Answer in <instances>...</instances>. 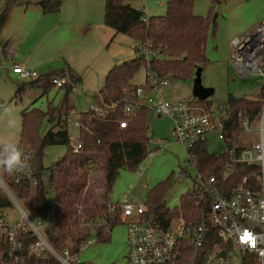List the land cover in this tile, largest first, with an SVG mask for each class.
I'll use <instances>...</instances> for the list:
<instances>
[{"label":"trees","instance_id":"trees-1","mask_svg":"<svg viewBox=\"0 0 264 264\" xmlns=\"http://www.w3.org/2000/svg\"><path fill=\"white\" fill-rule=\"evenodd\" d=\"M36 2L43 14L59 11L60 0H5L0 8V36L2 26L12 6L17 2ZM127 0H104V25L114 34L132 39L139 54L133 60L115 65L106 74L103 85L93 95L94 104L106 111V120L90 118V113L78 115L82 128L77 131L80 149L73 153V146L67 130H55L59 124L60 108L50 107L43 113L30 108L20 113V134L17 145L33 149V164L36 171L35 216L43 224L41 234L61 254L68 249L77 254L81 244L88 241L91 229L95 227V240L100 243L109 241L112 227L120 223L117 215L110 217L106 206L107 196L120 171L135 172L152 151H148L147 136L150 114L145 106H140L132 114L123 112L126 103H135V90L138 86L129 81L140 69L145 71V84L149 75L168 81H188L195 76L198 68L206 62V46L209 35H215V24L211 21L214 6L219 0H210L208 15L196 16L193 12V0H165L164 16L147 18L143 10H137L126 3ZM145 19V21H144ZM144 52L141 53V52ZM15 50L10 41H6L0 51L4 60H12ZM66 70V69H65ZM70 79L77 82L70 70H66ZM63 70L40 75L37 80L24 82L15 91V99H20L26 88L39 89L42 95L53 88L52 79L60 77ZM64 102L71 86L65 84ZM100 99L101 102L98 101ZM138 103H142L138 100ZM264 103V85L252 99L229 97L222 107L229 112V127L237 131L239 112H249L253 118ZM113 106V107H112ZM51 125L43 135H39L42 121ZM125 122L120 129L118 122ZM48 146H65V154L56 162L44 168L42 156ZM4 146H0V150ZM191 153L192 164L197 173L208 179L215 178V186L222 187L226 194L248 175L251 169L239 166L230 174L223 175L224 157L209 153L207 142L195 144ZM46 171L48 182L53 191V208L46 206L41 175ZM96 172L101 174V193L95 196L92 178ZM172 177L156 183L146 193V217L151 225L165 228L174 218L197 222L208 210L209 197L197 202L195 185L179 198L173 209H167L164 197L172 185ZM12 194L17 200L27 199L29 188L10 183ZM9 201L0 191V211L9 206ZM1 218V217H0ZM212 233V232H211ZM16 241L21 245L13 253L5 239L0 240L3 264H57L47 252L42 259L30 253V246L36 241L28 233L18 231ZM13 254V255H12Z\"/></svg>","mask_w":264,"mask_h":264},{"label":"rangeland","instance_id":"rangeland-1","mask_svg":"<svg viewBox=\"0 0 264 264\" xmlns=\"http://www.w3.org/2000/svg\"><path fill=\"white\" fill-rule=\"evenodd\" d=\"M61 6L57 14L43 15L36 2L25 5L23 2L14 4L7 16L4 30L0 37V44L7 37L12 39L15 50L12 60H4L0 56V146L9 141L18 143L20 134V113L23 110L35 108L47 112L48 108H60L59 124L55 130H67L71 144L77 139L74 122L80 113L87 112L94 105L93 93L99 92L103 85L107 69L115 65L130 61L138 57L135 42L121 34L114 36V32L104 27L109 35L99 49L95 45L81 43L82 40H71V27L63 30L55 28L61 20L64 27L66 22L74 20L81 13L91 15L103 22L104 0H92L89 10H71V4L76 0H60ZM89 1V0H84ZM5 0H0L3 8ZM165 0H127L129 6L143 10L147 18L164 16L166 13ZM91 3V2H90ZM161 3V6H160ZM26 6V7H25ZM210 0H193V12L196 16L208 15ZM216 16V17H215ZM80 18H90L81 14ZM264 18V0H219L214 6L211 21L214 22L215 35H209L206 46L207 62L200 68L199 81L194 76L188 81H168L167 84L153 95V101L161 99L169 103H183L187 106H201L207 111H216L221 108L229 97L252 99L262 86L256 76L242 77L230 65L229 42L234 37L242 35L244 28L258 24ZM104 23V22H103ZM59 28L60 25H59ZM114 36V37H113ZM70 42L66 44L65 42ZM141 53L144 54L142 51ZM74 60V70L77 82L67 94L64 102L65 89L51 88L42 95L39 89L26 88L20 99H15V91L23 81L11 73V62H19L38 75H46L55 71L65 70L66 59ZM67 62V61H66ZM109 69V70H110ZM107 71V72H106ZM136 86L145 85V71L138 70L129 81ZM256 125V124H255ZM51 125L44 119L39 127V135L43 136ZM171 127L170 120L150 113L147 136L155 142H163L162 147L155 148L148 145L152 151L149 157L142 162L140 173L120 171L111 192L107 196L109 204L120 202L127 197L133 205H142L146 201L147 191L156 183L172 177V185L164 197L165 207L173 209L179 203V198L195 185V172L189 167L186 150L179 143L172 141L168 134ZM243 144L253 142L256 134L243 135ZM220 147L215 133L207 136V150L217 152ZM66 152L65 146H48L42 156V165L47 168L56 162ZM181 175L176 180L177 175ZM44 187L46 206L53 208V191L48 182L47 172L41 175ZM95 196L101 193V174L96 172L92 178ZM9 206L1 209L0 217L8 224L19 222L20 210L34 225L35 216V189L30 188L27 199L17 200L7 198ZM19 205V207H18ZM95 227L91 230L89 241L93 243L80 249L77 260L72 264H125L126 252V225L115 224L109 232V241L100 243L95 240ZM3 251L0 250V257ZM235 263V262H234Z\"/></svg>","mask_w":264,"mask_h":264},{"label":"built area","instance_id":"built-area-1","mask_svg":"<svg viewBox=\"0 0 264 264\" xmlns=\"http://www.w3.org/2000/svg\"><path fill=\"white\" fill-rule=\"evenodd\" d=\"M229 51L230 65L237 74L242 77L256 76L264 85V21L248 33L231 39ZM11 72L23 82L35 81L39 77L22 65H12ZM51 83L55 89L65 84L71 88L75 85L66 71L52 79ZM166 84L165 79L149 75L146 84L135 90L137 102L126 103L123 112L129 115L138 107L145 106L149 114L170 120V139L186 150L189 167L195 172L197 202L201 203L205 197H209V206L206 214L197 222L174 218L167 227L157 228L147 219L145 204L133 205L127 197L116 204L108 203L106 209L109 216H115L118 212L119 221L126 225L125 264H264V103L253 118L249 112L237 113L238 128L234 131L231 125L229 127V112L225 107L209 112L201 106L169 103L161 97L154 102L153 95ZM138 100L142 103H138ZM98 101L101 102L100 99ZM88 112L91 119L106 120V111L102 106L94 104ZM118 126L125 128V122L119 121ZM73 127L78 131L82 125L77 120ZM211 133H215L220 143L215 153L224 157L223 175L230 174L239 166L251 169L229 194L222 187L215 186L214 177L206 179L197 173L192 164L194 155L191 149L199 142H207V136ZM249 134H256V139L243 144L248 137L242 136ZM153 142L148 140L149 145ZM162 143L157 142V147H162ZM17 146L24 154L25 166L13 172L0 166V191L10 199L13 195L10 183L29 189L37 186L33 149ZM79 149L80 143L76 139L72 151L77 153ZM142 169L141 164L137 173ZM180 178L179 174L176 180ZM20 214L19 222L14 225L0 218V240L5 239L13 253L21 246L16 241V233H28L36 239L30 246V253L42 259L45 252L49 253L42 243L43 224L40 221L35 224V229L40 233L38 236L23 219L26 215L21 210ZM245 233L250 234L252 239H244ZM92 243L93 240H88L80 245L79 250ZM59 256L61 259L52 256L57 264L78 262L77 254H71L68 249Z\"/></svg>","mask_w":264,"mask_h":264},{"label":"crops","instance_id":"crops-1","mask_svg":"<svg viewBox=\"0 0 264 264\" xmlns=\"http://www.w3.org/2000/svg\"><path fill=\"white\" fill-rule=\"evenodd\" d=\"M23 2V1H22ZM91 2V3H90ZM25 5H28L31 3L30 2H23ZM93 5V1L92 0H89V1H84V0H76V2H73L71 4V10H79L81 8H83V10H89ZM37 6H39L37 4ZM160 6H161V3H160ZM26 7V6H25ZM132 7V6H131ZM40 8V6H39ZM134 8V7H133ZM136 9V8H135ZM41 10V9H40ZM144 12V11H143ZM42 13V11H41ZM43 14V13H42ZM53 14H57L56 13H52V14H43V15H53ZM81 14H84L85 16H89L90 18H80L79 16ZM79 16L77 15V17H74L72 16V18L74 20H70V22H66V25L64 27L63 26V22L60 20L58 22V24H55V28L57 27L59 30H63V28L65 27H71V29L73 30V32L71 33V40H75V39H80L82 40L81 43H84L86 45H88V43H93L95 45V51L96 49H99L102 45V43L104 42L105 38L107 36H109L106 31H104V23L101 21H99V19L97 18H92L91 15L89 14H86V13H81ZM216 17V16H215ZM6 20H7V17L4 21V24L6 23ZM264 21V18L258 23L260 24L261 22ZM4 24L2 26V30H1V35L3 33V30H4ZM258 24H254L248 28H244V30L241 32L243 33L242 35L248 33L249 31H251L252 29H254ZM59 25L61 28H59ZM240 35V36H242ZM114 36H116V34H114ZM113 36V37H114ZM238 36V37H240ZM1 37V36H0ZM236 38V37H234ZM6 41H10L12 43V39L7 37L6 40H4L1 44H0V51H1V48L3 46V44L6 42ZM66 44H69L70 42L66 41L65 42ZM136 46V44H135ZM137 47V46H136ZM137 49V48H136ZM230 56V54H229ZM67 61V62H66ZM65 63H66V70H70L71 73L77 78V72L74 70V64H73V61L74 60H69L68 58L66 59ZM20 62L23 64L25 63V60L24 59H20L19 62H14L12 61L11 62V67L12 65H21ZM23 66V65H22ZM10 67V69H11ZM25 67V66H24ZM110 69V68H109ZM109 69H107V71H109ZM64 70V71H66ZM106 71V72H107ZM67 72V71H66ZM12 73V72H11ZM13 74V73H12ZM14 75V74H13ZM16 76V75H14ZM40 76V75H39ZM17 77V76H16ZM17 79H19L17 77ZM20 80V79H19ZM81 82L82 79L78 77V81L77 82ZM77 82H73L74 84H76ZM24 83V82H23ZM55 89V88H54ZM59 90V89H57ZM98 93V92H97ZM97 93H93L94 94H97ZM161 96H159L160 98ZM1 107V106H0ZM164 118V117H162ZM167 119V118H166ZM169 131V130H168ZM76 134H77V130H76ZM154 142L152 144H150L151 146H154L155 148H157L158 144L157 142H155V140H153ZM215 153V152H214ZM124 260H125V257H124Z\"/></svg>","mask_w":264,"mask_h":264},{"label":"clouds","instance_id":"clouds-1","mask_svg":"<svg viewBox=\"0 0 264 264\" xmlns=\"http://www.w3.org/2000/svg\"><path fill=\"white\" fill-rule=\"evenodd\" d=\"M0 166H2L6 171L13 172L18 168L25 166V157L22 150L17 146L15 141H9L4 145L3 149L0 150ZM19 207V205H18ZM30 227H33V230L36 231L37 235L40 236V233L35 229L34 221L29 222L27 217H23ZM44 247L47 248V251L57 259H61L59 254L56 252L55 248L47 241L42 239Z\"/></svg>","mask_w":264,"mask_h":264},{"label":"water","instance_id":"water-1","mask_svg":"<svg viewBox=\"0 0 264 264\" xmlns=\"http://www.w3.org/2000/svg\"><path fill=\"white\" fill-rule=\"evenodd\" d=\"M199 76H200V68H198L195 72V77H196V82L199 81Z\"/></svg>","mask_w":264,"mask_h":264},{"label":"snow or ice","instance_id":"snow-or-ice-1","mask_svg":"<svg viewBox=\"0 0 264 264\" xmlns=\"http://www.w3.org/2000/svg\"><path fill=\"white\" fill-rule=\"evenodd\" d=\"M244 239L251 240V239H252V237H251V235H250V234H248V233H245V237H244Z\"/></svg>","mask_w":264,"mask_h":264}]
</instances>
